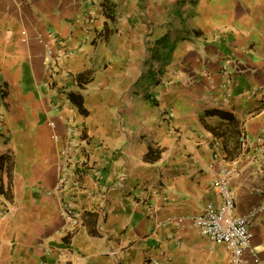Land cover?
Masks as SVG:
<instances>
[{
    "label": "crops",
    "instance_id": "1",
    "mask_svg": "<svg viewBox=\"0 0 264 264\" xmlns=\"http://www.w3.org/2000/svg\"><path fill=\"white\" fill-rule=\"evenodd\" d=\"M0 83V264H230L189 221L226 170L264 260V0H0Z\"/></svg>",
    "mask_w": 264,
    "mask_h": 264
},
{
    "label": "built area",
    "instance_id": "2",
    "mask_svg": "<svg viewBox=\"0 0 264 264\" xmlns=\"http://www.w3.org/2000/svg\"><path fill=\"white\" fill-rule=\"evenodd\" d=\"M51 61L47 63L51 72L59 71L57 67H51L52 61L57 59L61 51L53 53L47 49L46 53ZM52 62V63H51ZM4 86L0 83V95L4 92ZM81 141L77 139L76 132L72 126L66 131V136L60 148L59 174L54 189L63 193L69 185L71 177L76 175L81 153ZM260 153L264 156V148L260 146ZM229 171H222L215 181V188L219 197V204L207 203L202 212L189 217L190 225L198 229L213 242L223 243L230 250V264H242L243 255L248 253L257 256L256 249L251 244L252 232L250 224L256 214L262 210V206L249 211L245 215H236L233 212L234 197L229 186ZM62 215L67 219L68 231L72 232L79 224L80 213L73 206L72 201L64 200L61 207ZM264 248V243H263ZM258 264H264V260H259Z\"/></svg>",
    "mask_w": 264,
    "mask_h": 264
},
{
    "label": "trees",
    "instance_id": "3",
    "mask_svg": "<svg viewBox=\"0 0 264 264\" xmlns=\"http://www.w3.org/2000/svg\"><path fill=\"white\" fill-rule=\"evenodd\" d=\"M215 114L221 115L222 117L225 116V113L222 111H215ZM150 153H151V149H149V151L147 153V158L151 157ZM4 158H5L4 156H2V155L0 156V169L3 166ZM0 192H2L1 182H0Z\"/></svg>",
    "mask_w": 264,
    "mask_h": 264
}]
</instances>
